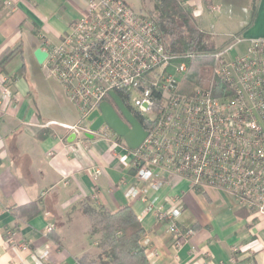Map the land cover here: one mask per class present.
<instances>
[{
	"label": "crops",
	"instance_id": "1",
	"mask_svg": "<svg viewBox=\"0 0 264 264\" xmlns=\"http://www.w3.org/2000/svg\"><path fill=\"white\" fill-rule=\"evenodd\" d=\"M193 1L205 7L203 14L220 22L219 14L224 13L226 25L238 18L235 31H207L218 36L222 46V38L232 34L264 37V0ZM210 4L220 7L218 14L209 13ZM85 11L84 0H0V54L18 48L0 73L10 94L4 99L0 92V264H39L29 252L46 245L52 247V259L59 264L68 256L64 245L74 233L93 241L90 221L81 211L84 203L103 205L112 213L128 206L142 226L139 243L150 264H249L251 259L253 264H264V214L241 209L233 196L221 190L198 192L185 180L167 176L161 190L148 194L158 195L165 205L170 197L182 198L179 224L192 233L177 248L155 215L137 216L143 209L140 199L125 197L128 187L141 184L129 164L117 159L126 150L116 137L75 136L68 142L72 131L43 126L49 121L74 125L78 112L60 82L37 62L34 51L42 45L40 37L58 43L69 24ZM201 20L197 18L198 23ZM247 45L240 43L234 55ZM96 168L101 170L97 177L91 173ZM47 226L53 228L51 233ZM11 231L29 250L12 248L7 242ZM57 238L61 249H55Z\"/></svg>",
	"mask_w": 264,
	"mask_h": 264
},
{
	"label": "built area",
	"instance_id": "2",
	"mask_svg": "<svg viewBox=\"0 0 264 264\" xmlns=\"http://www.w3.org/2000/svg\"><path fill=\"white\" fill-rule=\"evenodd\" d=\"M84 1L86 11L69 24L58 43L40 37L41 49L47 52L45 70L63 86L78 120L74 125L49 121L43 126L63 127L76 138H86L91 132L88 115L109 100V91L122 93L124 104L145 120L147 127H143L148 131L135 150L121 142L126 153L117 159L129 164L141 184L131 185L124 195L140 199L143 209L137 216L155 215L177 248L192 233L179 224L182 198L170 197L165 205L158 195L148 194L161 190L167 176L185 180L198 192L221 190L233 196L241 209L264 214V37L229 35L227 48L208 55L219 85L183 90L189 61L197 53L168 52L152 19L125 0ZM180 3L191 7L196 18L205 11L201 3ZM206 9L213 15L220 11L214 4ZM243 42H248L244 52L227 59ZM0 92L4 99L10 95L3 77ZM93 135L116 137L105 125ZM91 170L95 177L101 173L98 168ZM51 230L46 227L47 232ZM7 242L18 252L29 250L27 243L13 235ZM191 252L197 255L194 248ZM51 253L52 247L46 245L32 259L57 264Z\"/></svg>",
	"mask_w": 264,
	"mask_h": 264
},
{
	"label": "trees",
	"instance_id": "3",
	"mask_svg": "<svg viewBox=\"0 0 264 264\" xmlns=\"http://www.w3.org/2000/svg\"><path fill=\"white\" fill-rule=\"evenodd\" d=\"M205 2H208V0H205ZM148 16L157 26L159 37L168 52L197 53L189 61V70L182 80L181 88L192 90L196 87H217L220 82L212 73V59L208 56L209 53L217 49L212 34L200 27L192 8L183 5L180 0H153V7ZM17 52L18 48L5 49L0 54V73L4 71V66ZM118 94L125 101L122 93L118 92ZM135 116L142 125L147 127V123L142 117L136 114ZM116 139L121 140L119 137H116ZM130 172L134 173L133 170H130ZM81 211L90 221L89 235L91 237L99 236L98 247L101 252L93 257L94 259L89 257L95 256V254L84 253L76 258V263L150 264L144 248L139 243L143 232L142 226L128 206L112 213L103 205L84 203ZM52 231L53 228L49 233ZM14 233V231L9 232L8 237L14 235ZM55 243L59 249L62 248L58 238L55 239Z\"/></svg>",
	"mask_w": 264,
	"mask_h": 264
},
{
	"label": "water",
	"instance_id": "4",
	"mask_svg": "<svg viewBox=\"0 0 264 264\" xmlns=\"http://www.w3.org/2000/svg\"><path fill=\"white\" fill-rule=\"evenodd\" d=\"M46 56L47 52L42 50L41 47L35 49L34 57L38 63L42 64ZM108 96L109 100L100 102L98 108L88 115L89 130L92 133H86L85 136L91 139L93 133L105 125L116 137L123 141V144L129 150L137 149L148 135V131L144 129L141 122L124 104L117 93L109 91ZM74 139L75 133H71L67 140L72 142Z\"/></svg>",
	"mask_w": 264,
	"mask_h": 264
},
{
	"label": "rangeland",
	"instance_id": "5",
	"mask_svg": "<svg viewBox=\"0 0 264 264\" xmlns=\"http://www.w3.org/2000/svg\"><path fill=\"white\" fill-rule=\"evenodd\" d=\"M136 12H139L141 14H147L149 13V11L152 10L153 7V0H125ZM188 5H194L196 4V1L193 0H184ZM192 2L194 4H192ZM221 17V21L218 18H215L214 16L208 14V13H204L201 15L202 20L200 21L199 25L202 26V28H204L206 31L208 32H215V33H223V32H227L228 30L230 31H235L237 28V19L235 18L232 23L229 24H225V19L226 16L224 15V13H220L219 14ZM225 24V25H224ZM213 38V41L215 42V48L216 49H225L230 45L231 40H229V38H222L225 42L224 45L222 46L223 42L220 43L218 40V36L212 34L211 35ZM244 47L243 45L240 46ZM237 49L234 48L233 50H231L227 55L226 58L227 59H231L234 54H235V50ZM245 49H242V52H244ZM185 89V88H184ZM73 115V114H72ZM119 142L121 140H118ZM122 142V141H121ZM86 223H88L86 221V219H84ZM82 233L80 232H76L73 234V236H71L68 240H66L65 245H64V250L65 252L68 254V256L64 259V261H62V263L64 264H76V257L80 256L82 254V250L85 248V250L89 251L87 252L90 255L95 254V256H90L89 258L92 259L93 257H96L97 255H99V252H101V249L98 247L99 244V236H93V241L92 239H89L87 237H81ZM83 248V249H82ZM41 250L37 249L34 251H31L29 253L34 254L35 257L38 256L39 252ZM57 258V257H56ZM54 257V260H59L56 259ZM94 259V258H93ZM97 260V258H95ZM39 262H43V260H39Z\"/></svg>",
	"mask_w": 264,
	"mask_h": 264
},
{
	"label": "flooded vegetation",
	"instance_id": "6",
	"mask_svg": "<svg viewBox=\"0 0 264 264\" xmlns=\"http://www.w3.org/2000/svg\"><path fill=\"white\" fill-rule=\"evenodd\" d=\"M116 109V108H115ZM116 111H117V109H116ZM118 112V111H117ZM119 113V112H118Z\"/></svg>",
	"mask_w": 264,
	"mask_h": 264
}]
</instances>
